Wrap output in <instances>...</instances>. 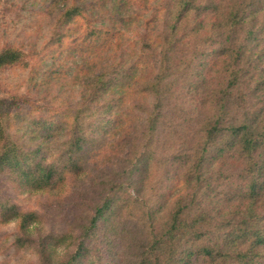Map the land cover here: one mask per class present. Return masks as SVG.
<instances>
[{"label": "trees", "instance_id": "obj_1", "mask_svg": "<svg viewBox=\"0 0 264 264\" xmlns=\"http://www.w3.org/2000/svg\"><path fill=\"white\" fill-rule=\"evenodd\" d=\"M53 1L41 48L89 57L91 77L55 121L23 119L18 100L31 101L0 94V225L15 223L3 238L37 264H264V0H162L133 28L128 5L151 0ZM24 47H3L0 69ZM175 94L187 105L168 132ZM232 168L238 183L215 193ZM26 192L53 207L19 206Z\"/></svg>", "mask_w": 264, "mask_h": 264}, {"label": "rangeland", "instance_id": "obj_2", "mask_svg": "<svg viewBox=\"0 0 264 264\" xmlns=\"http://www.w3.org/2000/svg\"><path fill=\"white\" fill-rule=\"evenodd\" d=\"M161 1L151 0L144 8L141 5H134V1L131 2L128 5L134 8L130 11L132 12L131 14L138 15L140 19L128 22L126 28L136 27L143 23L142 19L150 18L151 12L158 9ZM55 7L59 6L58 3L54 4L53 0H0V50L7 45L15 47L25 45L24 48H26L27 43L34 42L36 38L39 45L45 43V41L46 44L51 41L53 32L46 33V30L51 31V28H49L51 25L43 27V24L45 20L54 22L49 15L51 12L49 10ZM58 31V29H55V32ZM42 46L44 45L38 46L36 54L30 47H27L25 50L26 56L24 55L22 63L0 69V94L14 92L31 101L30 105L26 107L20 101L21 99L18 100L17 106L23 109L19 117L23 119L40 117L41 119L48 118L51 121H55V119L60 117L61 111L74 107L75 103L79 101L83 90L82 83L85 81L87 83L91 77L89 72L90 58L78 55L66 56L56 47L43 49L41 48ZM175 100L180 102L171 103V106H168L165 110L170 109L165 119L172 117L173 121H175V123H172V128H168V132L179 131L180 125L176 122L174 115L180 106L187 105L182 103L178 94H175ZM176 104L178 107H174ZM189 109L190 107H185L184 110L188 111ZM165 127L167 128V126ZM174 127H176V130ZM110 154L111 160L108 161V158L101 159L98 164L103 165L105 163L109 165L110 161H114L116 159L114 148H112ZM227 168H231L230 165ZM219 173L217 172L215 177ZM237 174L238 170L234 168L231 171L228 169H226V172L222 171L216 177L217 179L211 183V187L214 188H212L213 191L221 195L227 194L238 183L235 177ZM83 181L90 182L87 178L83 179ZM73 183H75V187H71L70 190L80 185L77 181H73ZM89 189L95 190L92 186H89ZM7 198L10 201L12 200V196ZM15 201L19 206L28 209H38L41 212L45 211L41 207L43 203H45L44 207L47 205L53 207L49 204L47 195L35 192H26L16 198ZM66 209L65 211L64 206L56 208L58 220L65 226L74 223L77 215L73 208L66 207ZM52 211L55 212V209ZM51 218L57 222V216L52 212L47 223H52L50 222ZM46 228L50 229L53 227ZM14 229L15 223L13 222L0 225V245H2L0 246V264H37L38 262L32 248L15 249L10 238L8 240L3 238L5 235L14 232ZM54 248L57 255L62 254L61 247Z\"/></svg>", "mask_w": 264, "mask_h": 264}]
</instances>
